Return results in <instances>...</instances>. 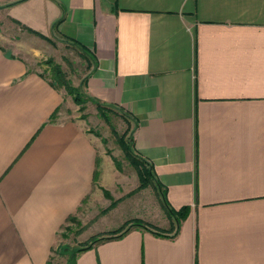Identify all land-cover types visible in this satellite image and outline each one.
<instances>
[{"label":"crops","instance_id":"crops-1","mask_svg":"<svg viewBox=\"0 0 264 264\" xmlns=\"http://www.w3.org/2000/svg\"><path fill=\"white\" fill-rule=\"evenodd\" d=\"M6 3L91 51L87 94L138 121L137 154L171 206L189 207L175 235L133 227L76 264H264V0ZM21 53L0 35V264H48L94 189L100 150Z\"/></svg>","mask_w":264,"mask_h":264},{"label":"rangeland","instance_id":"rangeland-1","mask_svg":"<svg viewBox=\"0 0 264 264\" xmlns=\"http://www.w3.org/2000/svg\"><path fill=\"white\" fill-rule=\"evenodd\" d=\"M9 5L0 4L3 41L18 44L21 54H28L36 70L45 72L52 80L55 75L52 68L60 65L66 80L74 86V91L78 90L82 99V103L76 102L74 95L59 86L66 95L62 107L67 118L82 120L88 131L98 137L99 143L100 160L94 189L60 229L48 264H76L74 254L80 248L91 244L95 238L124 231L133 224L134 218L169 227L159 187L151 180L149 185L141 187L138 170L124 149V141L128 145L132 137L135 119L116 105H106L109 108L103 111L86 92V79L94 67L91 51L86 52L81 44L58 31L43 37L13 17ZM177 223L174 220V231Z\"/></svg>","mask_w":264,"mask_h":264},{"label":"trees","instance_id":"trees-1","mask_svg":"<svg viewBox=\"0 0 264 264\" xmlns=\"http://www.w3.org/2000/svg\"><path fill=\"white\" fill-rule=\"evenodd\" d=\"M33 31H35L36 33H39L40 35H42L43 37L46 36L42 33H40L39 31H36L34 29H32ZM76 41V40H75ZM74 41V42H75ZM76 43L81 44L80 42L76 41ZM81 46L84 48V50L86 52H90V50L83 44H81ZM91 53V52H90ZM53 71L55 72L54 75V79H53V83L57 84L58 86H62L65 87L66 90L74 95V99L76 100V102L78 103H82V99L81 96L78 92V90L74 91V86L72 84H70L65 77V74L62 70V68L60 67V65H54V67L52 68ZM93 99V98H92ZM94 101H96L95 99H93ZM98 104V107L100 109H103V111H105V109L109 108L106 105V103H102L100 101H96ZM123 109V108H122ZM124 110V109H123ZM128 113V112H127ZM129 114V113H128ZM135 119V118H134ZM136 124L134 126V129L137 126L138 121L135 119ZM133 129V131H134ZM124 149L127 153V156L130 160V162L136 166L137 170H138V174L141 180V187H146L147 185H149L151 183V181H154L156 183V185L159 187L160 190V197L162 200V204H163V209L166 211L168 217L170 219L176 220L178 223L175 231H174V225H172L169 229H160V228H156L154 227L152 224H150L149 222L144 221L143 219H139V218H134L132 220V225L127 227L124 231H121L120 233H117L116 235L113 236H102L99 238H95L94 241L91 244H88L82 248H80L75 254H74V262H75V258L77 253L86 250L88 248H91L95 243L100 242L102 240H108V239H112V238H120L122 236H124L127 232H129L133 227H140V228H147V229H157L159 232H170L173 233L174 235L180 230V224L184 219L187 218L188 214H189V207L188 206H183L180 209H175L171 206V204L169 203L167 197H166V192L164 189H161V183L159 181H157L156 176L154 174V169L152 164L147 161L146 159H144L143 157H141L140 155L137 154L136 149H135V142H134V137H133V132H132V137L130 138L129 144L127 145L126 142L124 141ZM152 176V177H151ZM153 178V180H152ZM151 180V181H150ZM72 218V215L68 217V221ZM174 222V221H173ZM73 262V263H74Z\"/></svg>","mask_w":264,"mask_h":264}]
</instances>
